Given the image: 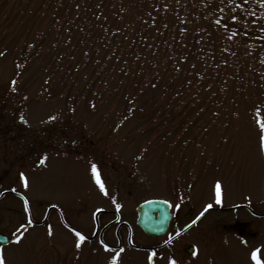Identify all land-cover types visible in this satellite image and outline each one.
I'll list each match as a JSON object with an SVG mask.
<instances>
[{"label":"rangeland","instance_id":"374dc122","mask_svg":"<svg viewBox=\"0 0 264 264\" xmlns=\"http://www.w3.org/2000/svg\"><path fill=\"white\" fill-rule=\"evenodd\" d=\"M0 52V193L39 224L1 198L8 264H108L121 248L117 264H252L254 248L264 261V0H0ZM148 200L176 214L163 236L135 225ZM93 213L113 223L110 252L97 236L74 247L69 228L91 238ZM121 223L133 248L123 227L117 247Z\"/></svg>","mask_w":264,"mask_h":264},{"label":"snow or ice","instance_id":"6c2138e0","mask_svg":"<svg viewBox=\"0 0 264 264\" xmlns=\"http://www.w3.org/2000/svg\"><path fill=\"white\" fill-rule=\"evenodd\" d=\"M233 19H235V17H233ZM4 55V52H0V56H3ZM11 83L14 85L16 83V81H11ZM13 91H15V88H13ZM260 110L257 109V112H259ZM55 117L54 116H49L48 117V120L51 121V120H54ZM20 120L21 122L23 123H27L25 120H24V117L21 116L20 117ZM255 123L259 126V132H258V153L260 156L264 157V123H262L259 119H257L255 121ZM45 162V158H40V163L43 164ZM90 171H91V178L92 180L94 181V183L98 186L99 188V191L107 196L108 193L104 187V184L102 183L101 179H100V175H99V172H98V169H97V165L95 163L91 164V168H90ZM19 179L20 181L23 182L24 184V187L27 188L28 187V182L25 178V175L23 172L19 173ZM13 191H15V189H13ZM213 191H214V198H215V203L219 204L221 203V192H222V184L219 180H217L215 183H214V186H213ZM113 203H115V201H113ZM167 203V201H166ZM24 210L25 212H28L29 209H28V201L27 199H24ZM177 208L180 207L179 204L176 205ZM212 205L211 204H206L204 206V209L203 211H201L199 213V215L196 216V218L194 220H192V224H196V222L198 220L201 219V217H203L205 215V213L208 211L209 208H211ZM116 208L117 210H119L120 208V205L119 204H116ZM97 211H100V209H97ZM93 216H95V213H93ZM27 223L29 225L32 224V220L29 219L27 221ZM67 227V225H66ZM190 227V225H185V228H188ZM25 228V225L22 223L20 224V226L16 229V232L13 233V242L17 245L21 244L22 241H23V238L25 237L26 233L24 231H21L22 229ZM69 231L73 234V236L75 237L74 239V247L79 250L82 246V242H84L86 240V237L78 230L76 229H72V228H69ZM47 237H52L53 236V230H52V226L49 225L48 229H47ZM180 233L177 232V235H179ZM172 240V237L170 236L169 237V240L166 242V243H170ZM105 251H111V249L106 245L104 244L103 245ZM124 251V249H120L119 252H117L115 255L111 256V259L108 261V264H117V257L120 255V253H122ZM259 253H260V249L259 248H254L252 250H250L249 252V259L252 261V264H264V261L261 260L260 256H259ZM155 255V253H150L147 257V260H148V264H152V260H153V256ZM192 255L193 256H196L197 255V251L195 250V248L193 249L192 251ZM0 264H8V259L6 258V256L4 255L3 251H0ZM167 264H178L177 260L173 259L172 257H169L168 258V261H167Z\"/></svg>","mask_w":264,"mask_h":264},{"label":"water","instance_id":"95a60500","mask_svg":"<svg viewBox=\"0 0 264 264\" xmlns=\"http://www.w3.org/2000/svg\"><path fill=\"white\" fill-rule=\"evenodd\" d=\"M136 225L148 236L158 237L166 233L170 220L169 206L161 201H148L136 209ZM9 240L0 234V245L8 244ZM192 254L193 248L187 249Z\"/></svg>","mask_w":264,"mask_h":264},{"label":"flooded vegetation","instance_id":"af4514ba","mask_svg":"<svg viewBox=\"0 0 264 264\" xmlns=\"http://www.w3.org/2000/svg\"><path fill=\"white\" fill-rule=\"evenodd\" d=\"M2 131H3V132H7V130H5V128H3ZM2 194H3V197H2V198L10 197V198H13V199H15L16 201L19 202L20 206H22V210H18V211H16V214H17V215H22L23 213H25L26 223H27V214H29L30 219L32 220L29 211H28V212H25V210H24V207H25V206H24V199H23L22 195H20L19 193L15 192V191H13V190H7V191H4V192H2ZM0 200H1V199H0ZM168 205H169V211H170V214H171V219H170L169 226H168V229H169V227H170L172 221H173L174 218L176 217V214H174V213L172 214V211H171V205H170V204H168ZM117 218H118V216L116 215V219H117ZM115 221H116V220H115ZM198 222H199V221H198ZM198 222H196V224H197ZM35 224H38V223L33 222V220H32V224H31V225H29V224L27 223V225L30 226V227H31V226H37V225H35ZM111 224H113V223H111ZM111 224H106V225L103 226L101 229H99V226H98V231H97V233H96V236H97L98 240L100 241L99 243L101 244L102 247H103L104 244H106V243H104L103 240H102V239H103V234H104V232L106 231V229H107L108 227H110ZM177 224H179V222H178V221H175V226H177ZM196 224H194V226H195ZM189 225H192V223H190ZM122 227H123V228H126L127 231H128V225H127V224L121 223V224H118V225L116 226L115 236H116L117 243H118V244H117V247H120V240H119V237H118V230H119L120 228H122ZM0 233H1V232H0ZM128 233H129V231H128ZM1 234H3V233H1ZM3 235H4V234H3ZM175 235H177V233H176ZM175 235H174V236H175ZM174 236H173V237H174ZM173 237H172V239H173ZM127 240H128V236H127ZM127 240H126V244L129 245ZM168 240H169V239H168ZM168 240H166V241L164 242L163 245H165V246H163V247H166V246L169 245V243H166ZM171 242H172V240H171ZM130 244H131V243H130ZM106 245H107V244H106ZM107 246H108V245H107ZM108 247L111 249L110 246H108ZM129 247L132 248V245L129 246ZM103 248H104V247H103Z\"/></svg>","mask_w":264,"mask_h":264}]
</instances>
